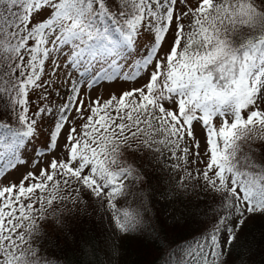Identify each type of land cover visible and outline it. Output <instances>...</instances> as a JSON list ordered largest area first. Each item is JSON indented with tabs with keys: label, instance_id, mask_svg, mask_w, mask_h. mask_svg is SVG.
Masks as SVG:
<instances>
[{
	"label": "snow or ice",
	"instance_id": "6c2138e0",
	"mask_svg": "<svg viewBox=\"0 0 264 264\" xmlns=\"http://www.w3.org/2000/svg\"><path fill=\"white\" fill-rule=\"evenodd\" d=\"M141 79L119 96H84ZM37 90L63 102L32 111ZM262 104L264 0H0V110L11 116L0 119V177L34 154L18 183L0 180V264H54L44 226L90 207L113 234L147 231L145 161L171 174L170 199L202 192L216 204L211 228L161 244L162 264H237L233 250H251L245 224L264 217ZM73 243L95 251L84 234Z\"/></svg>",
	"mask_w": 264,
	"mask_h": 264
},
{
	"label": "trees",
	"instance_id": "16d2710c",
	"mask_svg": "<svg viewBox=\"0 0 264 264\" xmlns=\"http://www.w3.org/2000/svg\"><path fill=\"white\" fill-rule=\"evenodd\" d=\"M144 42L147 43V41ZM128 59L131 60V57ZM40 94L39 90L31 93L32 111H35L36 105L42 104L46 107L55 101L50 95L47 101L41 102L38 99ZM98 96L102 97L101 93ZM108 98L109 96L102 97V99ZM80 123L81 121L78 120L77 127ZM42 137L41 132L39 139ZM143 163L146 165L145 175L148 180V183L144 185L146 204L149 205L145 227L150 224L151 228L145 232L127 236L113 234L108 217L98 208L90 207L87 212L79 214L77 220L66 221L63 227L54 224L44 226L40 243L45 255L50 256L54 264H162L161 244L175 248L176 245H182L185 241L191 242L201 232L211 228L214 222L211 209L216 207L211 195L201 192L199 198L193 195L187 200L170 199L171 194L167 192V189L168 177L171 174L167 170L161 171L154 163L147 161ZM158 193L166 195L180 223L170 227L163 223L155 204ZM81 234L94 240L95 251H89L86 256H82L78 246L73 243V237L79 239ZM240 237L242 239L246 237L251 242L248 246L251 250L246 251L242 256V249L237 247L233 250L231 259H237V264L241 259L246 261V264H264V217L257 216L255 219H249Z\"/></svg>",
	"mask_w": 264,
	"mask_h": 264
},
{
	"label": "rangeland",
	"instance_id": "374dc122",
	"mask_svg": "<svg viewBox=\"0 0 264 264\" xmlns=\"http://www.w3.org/2000/svg\"><path fill=\"white\" fill-rule=\"evenodd\" d=\"M191 3H195V0H190ZM61 62L63 61V57H60ZM50 66V61L47 62ZM49 73H50V68L48 69ZM127 70V69H126ZM66 71H70L68 69H65L63 67V63H62V67H61V72L59 74V78L57 79V84L58 85H63V87H67V76L64 74ZM47 78V77H45ZM54 79H56V77H54ZM73 79H75V75L73 74ZM145 81L143 79L137 81L136 83H131V82H123L120 80H117L113 83H101L100 86L87 90H84V96L85 99H87V95L88 92L90 91L91 96L93 99H95L99 93H101L103 98H106L107 96H109L111 93H117L118 95L125 90H129L132 87H139L141 83H144ZM63 87L61 89V92H63ZM52 98L55 100L50 106L49 104L46 105V107H53L55 108L56 105L60 104L63 102L62 96H57L55 94V92L52 93ZM262 108H264V104L261 105ZM0 119H11L10 114L6 111V110H0ZM47 131H48V125H47V121L45 120L44 122V127H43V131L42 135L43 137L39 140H37L34 145L37 148H42L43 145L45 144L46 140H47ZM197 138L201 140L202 142V147H201V151L203 152V130L199 127V125H197V132H196ZM25 156L28 159V166H22L19 168L18 171H11L9 172L5 177H0V180L3 181V184H7L9 181L14 180L15 182L19 181L21 178V173H24L28 170H34L30 168L32 159H33V152H32V147H29L28 151L25 153ZM43 166V165H41ZM200 167L202 168L203 166L200 165ZM3 186V185H0ZM156 206L158 209V214L161 217V220L163 221L164 224H166V226H171L173 224H178L180 223V220L176 214V212L172 211L171 209V204L169 203V201L166 199V195L158 193L157 195V199H156Z\"/></svg>",
	"mask_w": 264,
	"mask_h": 264
},
{
	"label": "bare ground",
	"instance_id": "6f19581e",
	"mask_svg": "<svg viewBox=\"0 0 264 264\" xmlns=\"http://www.w3.org/2000/svg\"><path fill=\"white\" fill-rule=\"evenodd\" d=\"M161 246V245H160ZM161 249V248H160ZM159 251V250H158ZM156 256H158V255H156ZM155 258V257H154ZM157 258V257H156ZM158 260V259H157ZM152 260H150V262H151ZM142 264V263H141ZM148 264V263H147ZM154 264V263H153Z\"/></svg>",
	"mask_w": 264,
	"mask_h": 264
}]
</instances>
